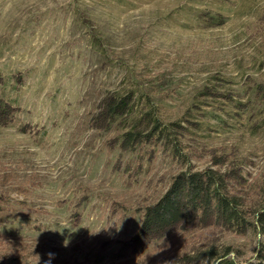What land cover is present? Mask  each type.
Returning <instances> with one entry per match:
<instances>
[{"label":"rangeland","instance_id":"obj_1","mask_svg":"<svg viewBox=\"0 0 264 264\" xmlns=\"http://www.w3.org/2000/svg\"><path fill=\"white\" fill-rule=\"evenodd\" d=\"M189 1L0 0V70L25 79L14 93L20 115L0 127V205L12 208L1 215L0 257L171 264L177 241L144 252L129 243L176 175L214 161L226 162L216 166L226 171L231 159L249 182L264 173V113L253 122L262 131L254 132L226 99L202 110L204 137H181L182 157L152 144L121 152L109 144L115 134L91 124L103 94L135 76L171 79L164 110L172 120L205 85L238 100L248 85L264 83V0H198L227 16L219 27L188 23L179 7ZM94 34L109 60L91 46ZM215 236L236 241L241 261L256 260L253 237Z\"/></svg>","mask_w":264,"mask_h":264},{"label":"trees","instance_id":"obj_2","mask_svg":"<svg viewBox=\"0 0 264 264\" xmlns=\"http://www.w3.org/2000/svg\"><path fill=\"white\" fill-rule=\"evenodd\" d=\"M179 8L188 17V23L204 20L211 27H219L227 20L223 12L214 11L198 0H190ZM102 43L101 37L92 35L91 46L109 60L110 53L107 54ZM154 82L155 79L147 83L138 76L132 77L127 85L103 94L91 117L96 130L115 134L109 144L121 152L139 151L152 144L162 146L163 151L171 149L182 157L181 137L186 134L192 139L204 137L200 116L208 114L202 110L220 101L219 98L226 99V104L235 109L231 112L233 117H246L254 132L256 128L263 129L262 124H253L264 113L262 82L248 85V92L238 100L217 85L198 88L189 99L188 109L175 120L164 110L167 98L173 97L169 94L171 79L160 77ZM24 84L20 73L6 76L0 70V127L11 126L20 115L14 93ZM233 162L231 159L226 171L216 168L226 162L214 161L211 167L197 171L190 168L176 175L166 192L144 210L140 231L129 243L131 247L144 252L153 244L177 241L179 246L169 255L171 264H264V173L249 182ZM9 210L11 206L0 205V227L5 221L2 213ZM218 232L239 239L253 237L257 242L253 257L256 260L241 261V248L236 241L219 239L218 243L215 240ZM193 235L200 236L199 244L192 242ZM232 252L238 256L237 260L230 256ZM3 256L7 257L2 255L0 264L21 263L18 258L10 260Z\"/></svg>","mask_w":264,"mask_h":264}]
</instances>
